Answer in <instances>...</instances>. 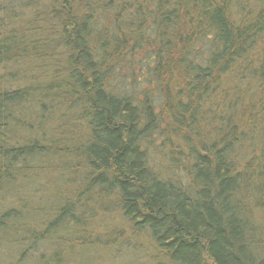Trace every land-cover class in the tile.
Returning a JSON list of instances; mask_svg holds the SVG:
<instances>
[{
  "label": "trees",
  "instance_id": "16d2710c",
  "mask_svg": "<svg viewBox=\"0 0 264 264\" xmlns=\"http://www.w3.org/2000/svg\"><path fill=\"white\" fill-rule=\"evenodd\" d=\"M37 1L38 19L58 23L74 54L56 81L0 80V239L15 245L12 264H264L254 217L264 207V0ZM12 6L0 0V65L29 66L43 45L21 26L4 31ZM149 47L150 73L166 85L157 115L148 95L109 81L124 56ZM162 114L185 152V175L172 180L145 144Z\"/></svg>",
  "mask_w": 264,
  "mask_h": 264
},
{
  "label": "rangeland",
  "instance_id": "374dc122",
  "mask_svg": "<svg viewBox=\"0 0 264 264\" xmlns=\"http://www.w3.org/2000/svg\"><path fill=\"white\" fill-rule=\"evenodd\" d=\"M11 1L13 2V5H14L12 6V8H14V12L18 11L17 12L18 14L15 12L13 13L15 16V17L13 16L14 18H9V19L8 17L5 18V22L9 21L10 23V20H13L15 24H12L10 26H4V31L7 33L9 29H12L13 27L18 28L19 26H21L24 30L26 29L29 31L27 33L23 32L26 36H28L27 40L35 39L34 41L38 42L36 46L43 45V47H41L43 49L41 50L40 48L41 53L38 54L40 55L38 59L35 58V59L27 60L29 62L31 60L34 61V64L31 63L29 66H24L23 65L24 63L14 66L12 64L13 62L12 60H9V62H7V64L5 65H0V80L1 79L3 80L2 84L7 88L18 89L19 87H22V86L24 87V84H27V81L29 85H33V83L35 85H39L40 84L39 82H47V80H49L51 77L53 80L56 81L58 77L63 76V73L66 71L64 70L66 69V66H67L65 62H67L68 57L73 56L74 54L73 52L69 51L65 47L61 39L62 32H61V28L59 29L58 27L59 24L58 23L52 24L51 27H48L46 26V23L44 21H42L41 19H38L37 10L39 6H38L37 0H11ZM41 1H45V0H41ZM21 3H25V5H21ZM34 13H35V16H34ZM1 17H3V13L0 11V18ZM21 18H23V21L21 20ZM20 20L21 22H19ZM140 22L143 23V18L142 20L134 21L137 27L140 25ZM151 22L152 20L148 18L147 23H146L147 26L145 28V30L147 31H146V34L143 35L145 39H148V40H151V37L149 36H155V33H156V31L154 30L155 27H153L154 25ZM0 23H1V19H0ZM9 23L6 25H9ZM107 26L108 27L111 26L110 20ZM34 27L35 29L33 30L32 28ZM151 28H153V30H148ZM0 31H2L1 28H0ZM18 32L22 35V32L20 31ZM124 35L127 37L126 44H131L133 42L132 37L135 34L130 36V33L126 32ZM32 46H35V44L29 45L28 47H32ZM197 47H198V51H200V55L202 54L203 56V55L208 54L207 43L199 42L197 44ZM152 49H153L152 47H149V48H146L142 52V54L139 51L138 53L137 52L132 53V56H129V55L124 56V59L119 64L118 69L110 75L109 81H110V85L112 84V87L115 90L123 94L134 95L136 97L135 99H140L143 97V95H148L149 99L153 101L155 115H157L159 113V110L160 111L164 110V105H166L167 98L164 93V90L166 87L165 83L161 85L162 83L161 80L156 82V80L154 79V76L150 73L152 72L151 70L153 68L152 59L149 57L150 54H147V53H149V51H151ZM48 70H51L55 72L56 74L49 76L50 73L51 74L53 73V72H50L44 78L43 71L47 72ZM11 74H14V76L16 74V76L13 77L11 76ZM35 74H36V77L33 78V75ZM37 77H39L40 79L38 80ZM159 86H161L162 88H159ZM162 89H163V92L161 93ZM42 98L43 97L39 96V93L37 92L36 99L34 98V100L36 102L41 103ZM32 106L34 107L32 108ZM32 106L31 108L33 110H37L35 105H32ZM29 108H30V105H29ZM30 119L34 121L37 120L36 117H33V118L31 117L29 118V120ZM158 119L159 117H157V120ZM161 119L163 123L160 124L157 122L158 123L157 128L152 130L151 133H149L151 136L150 138L147 139L145 144L149 151L150 157L152 159L151 166H153L154 170L157 171V173L160 176H162V178H166V179L170 178L171 180L172 178L177 179V177H183L185 175L184 170H183L184 161H182V159L185 157L184 155L185 152L184 150L181 149V151H183V154L177 153L178 151L177 149H179L177 148V146L179 145V141L176 137L174 138V144H172V118L168 117L165 114H162ZM39 120L47 121L49 120V115H46L45 119H43L42 117V118H39ZM73 125L74 126L77 125L78 131H79V128L83 129L82 121H76L74 122ZM53 130L56 131V133L58 134V131L56 129H53ZM170 131L171 133H169ZM20 133L23 135L25 134L22 131ZM29 136L39 137L34 132L29 133ZM173 153H175L178 156V159H175V160L173 159L174 157ZM58 161L64 162L62 159L57 160V162ZM53 162L54 161L48 162L49 166L45 167V169L49 170L51 168H54L56 164H52ZM35 173L36 174H32V176L33 175L36 176L37 172ZM42 173L43 175L45 173L47 174V172L45 171H43ZM47 177L49 179H52L58 176L54 174H50V175H47ZM36 180L40 182L41 178L39 179L37 178ZM61 182L63 185H65L63 178L61 179ZM53 188H55V186L52 184H48V186L46 187V190L44 193L45 203H48V200H49L48 197L50 195L49 193L52 191ZM24 192H25L24 194L26 193L27 195L30 194L28 190ZM13 200L17 202L19 201V198H17L16 195L13 196V194L7 196V201H9V203H14ZM32 200L33 198L28 199L26 201L30 202ZM34 211H33L32 217L38 218L37 216H40L41 213L34 212ZM254 217H255V222L258 223V229H259L258 237H259L260 243L258 242V246L261 247V251H262L261 253L263 256L264 254V207L262 209L257 210ZM258 246H257V249L259 248ZM91 250L95 251L94 249H91ZM103 251L105 252V250ZM132 254L133 252H129V253H126V257L125 256L119 257L118 263L128 262L127 258H131ZM18 256L19 255L17 254V250L15 252L14 244H12L10 241L8 242L7 240L3 241L2 239H0V264H12L16 262V260L18 259ZM84 256L86 258V255ZM112 259L113 258L111 256V259L109 260H112Z\"/></svg>",
  "mask_w": 264,
  "mask_h": 264
}]
</instances>
